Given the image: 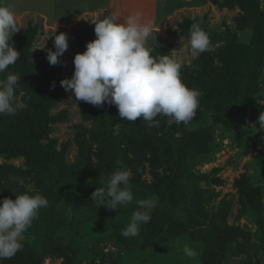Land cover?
<instances>
[{
    "label": "rangeland",
    "instance_id": "1",
    "mask_svg": "<svg viewBox=\"0 0 264 264\" xmlns=\"http://www.w3.org/2000/svg\"><path fill=\"white\" fill-rule=\"evenodd\" d=\"M258 1L260 9L264 10V0ZM2 3L13 12L19 29L12 38L28 32L34 35L33 57L26 69L29 75L34 66L48 70L46 51H55L52 35L65 33L68 48L59 58L63 62L64 79H70L75 54L83 53L86 43L95 39L93 23L97 18L108 16L115 17L119 23L139 13L141 22L151 25L146 45L152 49L151 54L163 50L180 60L182 68L191 67L193 71L197 70V57L191 55L187 40L180 35L178 26L183 19L198 23L206 32L215 57L231 35H236L242 43L251 36L244 0H2ZM258 77L259 95L254 107L242 115L241 123L234 131H216L215 151L198 162L188 180L194 183L197 204L206 213V227L191 225L190 234L157 238L147 235L141 225L139 235L124 237L122 231L138 207L136 202L146 200L154 204L155 196L163 191L164 184L159 183L163 170L151 163L150 151L123 148L119 165L132 171L129 183L133 201L120 207L119 211H110L109 218L104 219L94 217L81 203L68 207L65 215L68 222L75 219L73 231L65 226L58 232L54 251L61 247L68 253L74 250L73 264H201L205 252L219 247L217 237L207 241L199 238L210 237L212 228L209 225H215L228 232L231 238L220 255L206 258L209 264H264V132L257 131L258 117L264 112V65L259 69ZM30 82L27 76L18 89V103L26 105V89ZM21 111L27 112V105ZM50 113L58 120L43 135V150L63 158L64 169L61 171L64 174L74 176L83 166L87 183L105 186L108 177L100 151L90 138L92 121L85 118L73 93L60 86ZM113 118L116 121L114 132L123 136L121 118L115 106ZM176 137L180 138L181 134ZM26 169L22 157L0 154V199H13L15 194L25 192L32 195L41 190L42 185L29 177ZM187 219L186 214L180 213L176 220L186 226L190 223ZM24 242L26 250L35 252L36 248L30 244L38 242L28 240L26 236ZM185 247L192 248L197 255L187 257L183 252ZM39 250H48L41 264H65L70 255L61 258L56 253L50 256L52 252L48 247Z\"/></svg>",
    "mask_w": 264,
    "mask_h": 264
},
{
    "label": "trees",
    "instance_id": "2",
    "mask_svg": "<svg viewBox=\"0 0 264 264\" xmlns=\"http://www.w3.org/2000/svg\"><path fill=\"white\" fill-rule=\"evenodd\" d=\"M244 2L243 8L250 21V39L242 43L236 35H231L216 57L211 53L209 44L208 49L196 59V71L191 67L181 69L182 82L202 93L196 115L187 124H177L171 117L163 115L155 118L158 121L157 127H149V123L142 118L135 122L121 119L124 130L121 136L113 129L116 124L113 105L104 103L96 107L79 101L85 118L92 121L90 138L98 145L107 177L120 168L123 148L150 151L151 163L163 170L159 183L164 184V189L155 196L150 221L142 224L149 236L170 238L190 234L191 225L206 227V213L197 204L194 183H189L188 180L192 178L198 162L207 159L215 151L216 131H234L241 123L242 115L254 107L259 95L258 71L264 65V10L260 9L258 0ZM192 24L193 21L186 18L178 26L180 35L185 40L188 39ZM33 39L32 32L12 38L11 42L15 50L20 52V58L0 76V79H5L7 74L12 73L21 77L15 86L16 101L17 91L25 83L26 77L29 76L31 80L26 89L28 95L25 103L28 111L18 109L15 115L0 116V154L24 159L27 175L42 185L38 193L48 200V206L39 210L38 217L24 233L28 240L38 242L30 244L36 248L35 252L32 249L26 250V241L22 250L11 259L0 260V264H41L42 257L48 250L41 252L39 248L45 250L47 247L51 249L50 256L56 253L58 257L67 258L70 254L65 264H73L74 250L68 253L61 247L54 251L58 232L65 226L73 231L75 219L67 221L66 209L81 203L94 217L100 219L109 218L110 211L90 200L96 187L85 181L83 166L77 169L76 175L68 176L61 171L64 169L63 158L43 150L41 139L49 131V126L58 120L50 111L60 92V81L64 79L63 62L58 58L60 63L49 66L47 71L34 66L30 75L27 74L28 62L33 57ZM165 54L163 50H159L151 55L159 57ZM29 125L31 129H28ZM177 134H181V137L177 138ZM245 189L249 191L248 186ZM180 213L186 214L190 221L188 225L177 223ZM209 228H212L211 236L199 238L207 241L217 237L220 240L219 247L205 252L201 264H209L206 258L220 255L231 238L224 229L215 225H209Z\"/></svg>",
    "mask_w": 264,
    "mask_h": 264
},
{
    "label": "clouds",
    "instance_id": "3",
    "mask_svg": "<svg viewBox=\"0 0 264 264\" xmlns=\"http://www.w3.org/2000/svg\"><path fill=\"white\" fill-rule=\"evenodd\" d=\"M117 21L113 16L97 18L93 23L95 39L86 43L83 53L75 54L73 74L70 79H62L60 86L66 92L70 90L76 101L96 107L104 103L114 105L122 120L135 122L142 118L149 127L158 126L155 120L158 115L169 116L177 124L190 122L202 93L182 82V62L167 54L151 55L152 49L146 46L151 25L141 22L139 13L124 22ZM18 30L13 12L0 0V73L20 58V52L11 42ZM52 37L55 51L48 49L46 59L50 66H55L68 43L65 33H54ZM187 46L193 57L208 49V35L198 23L190 26ZM20 80L21 77L12 73L0 79V116L15 115L18 109L26 107L14 95ZM257 122V131L264 132V112ZM131 176V169L121 166L110 174L105 186L95 188L90 200L109 211L127 206L134 199ZM15 197V200L0 199V260L11 259L22 250L24 233L38 217L39 210L48 206V200L38 192L15 194ZM136 203L138 207L122 231L126 238L139 235L140 226L150 221V210L155 206L146 200ZM183 252L189 258L197 255L190 247H185Z\"/></svg>",
    "mask_w": 264,
    "mask_h": 264
}]
</instances>
